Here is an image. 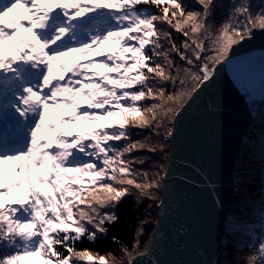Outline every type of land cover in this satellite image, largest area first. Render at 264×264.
Listing matches in <instances>:
<instances>
[{
    "label": "snow or ice",
    "instance_id": "obj_1",
    "mask_svg": "<svg viewBox=\"0 0 264 264\" xmlns=\"http://www.w3.org/2000/svg\"><path fill=\"white\" fill-rule=\"evenodd\" d=\"M220 2L0 0V111L12 117L0 138V264H116L77 244L106 236L133 188L159 187L133 168V153L157 151L133 130L158 135L264 30L248 0H231L214 29ZM248 264H264V242Z\"/></svg>",
    "mask_w": 264,
    "mask_h": 264
},
{
    "label": "water",
    "instance_id": "obj_2",
    "mask_svg": "<svg viewBox=\"0 0 264 264\" xmlns=\"http://www.w3.org/2000/svg\"><path fill=\"white\" fill-rule=\"evenodd\" d=\"M237 81L231 60L216 65L178 111L156 228L132 264H222L238 195L235 166L258 118Z\"/></svg>",
    "mask_w": 264,
    "mask_h": 264
},
{
    "label": "trees",
    "instance_id": "obj_3",
    "mask_svg": "<svg viewBox=\"0 0 264 264\" xmlns=\"http://www.w3.org/2000/svg\"><path fill=\"white\" fill-rule=\"evenodd\" d=\"M236 2L239 3L240 0H236ZM248 4L253 14L264 10V0H248ZM194 7L196 6L194 5ZM230 9L231 0H221L220 6L210 21L214 29L219 28L225 22ZM256 33L257 30L253 32L250 39L235 45L229 54V59L243 56L249 49L258 50L264 47V35L257 36ZM177 39L179 40L180 37L177 36ZM205 55H212V53L208 52ZM181 67H187V65L181 64ZM166 87L169 93L177 91L179 88V86L174 88L171 84ZM176 110L179 111L180 108ZM174 118L175 116L165 121V126L159 129L158 135L150 130L143 132L139 129L133 130V140L144 141L147 137L150 144L157 146V151L155 152L141 150L133 153L129 157V159L134 161L133 168L138 173H147L149 180L158 182L159 187H154L150 195H141L139 191L133 188L130 194L124 197L114 209H110V211H115L118 221L109 227L107 235L97 240L95 244H91L86 240L78 243L77 247L79 249L88 248L93 253L107 256L110 261L115 257L116 264H127L130 258L133 259L136 255L148 249L151 234L158 220V204L162 198L163 177L170 159L171 136H167L166 133L168 128L172 129ZM11 124L12 117L0 111V138L4 136ZM247 138L248 141L244 143V148L241 151L237 171L239 173L243 172L241 167L243 156L246 158L245 153L247 154L249 149L253 150L255 156H257L255 159L260 163L261 167L258 193L249 194L246 189L243 190L245 194L238 192L228 223L230 225L234 223L249 226L256 225L263 229L258 233L259 238L256 240L252 250L238 251V257L236 256L237 258L234 260L235 264H248L249 258L258 254L259 245L264 242V111L258 117L254 132L249 134ZM141 160L143 163L138 162ZM138 182L143 183L142 180ZM235 234H237L236 230L229 229L225 239L233 241ZM245 235L251 239V234L247 233ZM113 237H115V240ZM128 253H131V257H129ZM230 260L229 253H225L223 264H233L229 263Z\"/></svg>",
    "mask_w": 264,
    "mask_h": 264
},
{
    "label": "rangeland",
    "instance_id": "obj_4",
    "mask_svg": "<svg viewBox=\"0 0 264 264\" xmlns=\"http://www.w3.org/2000/svg\"><path fill=\"white\" fill-rule=\"evenodd\" d=\"M22 9H18L21 11ZM257 36L264 35V30H257ZM65 59H71L67 57ZM231 70L240 80L253 79L260 81L259 75H264V47L260 49H249L243 56L233 57L231 59ZM264 107L259 110L258 117L263 113ZM243 156L241 167L243 172L239 173L237 183L239 185L238 192L245 194L243 190H247L249 194L258 193V184L260 177V163L256 161L255 152L251 149ZM231 214V213H230ZM239 215V214H236ZM230 217V216H229ZM230 229L236 230L233 241H226L225 253H229V263L235 264L234 260L238 257L237 253L241 250H252L254 248V241L248 238L245 234H252V228L249 225H242L234 223L230 225ZM236 254V255H235ZM237 256V257H236Z\"/></svg>",
    "mask_w": 264,
    "mask_h": 264
},
{
    "label": "bare ground",
    "instance_id": "obj_5",
    "mask_svg": "<svg viewBox=\"0 0 264 264\" xmlns=\"http://www.w3.org/2000/svg\"><path fill=\"white\" fill-rule=\"evenodd\" d=\"M234 74V73H233ZM235 75V74H234ZM260 77V81H254L253 79L249 80H240L239 78H237V76L235 75V78L238 80L237 82L240 83L242 90L245 92V94L250 98L251 101V108L253 109L254 112L259 113V110L264 107V75H259ZM185 104V103H184ZM181 109V108H180ZM176 117V116H175ZM175 121V118H174ZM174 123V122H173ZM258 123V118L255 120L253 126L250 128L249 132L245 135V138L243 139V142L245 143L246 141H248V135L254 132V129L256 128ZM244 148V146H243ZM171 153V152H170ZM241 155V154H240ZM240 159V156H239ZM239 161L236 164V168H235V179L238 180L239 177V172L237 171V165H238ZM259 185V184H258ZM239 187V186H238ZM238 196V195H237ZM237 196L234 198V203H235V199L237 198ZM229 220V219H228ZM228 224V222H227ZM252 228V233L251 234V239L254 241V244L256 243V240L259 238L258 233L263 229L260 226H250ZM156 228V227H155ZM230 229V227H227V234H228V230ZM155 230V229H154ZM227 234L225 235V237L227 236ZM226 240V239H225ZM225 256V253H224ZM224 261V259H223ZM223 264V262H222Z\"/></svg>",
    "mask_w": 264,
    "mask_h": 264
}]
</instances>
